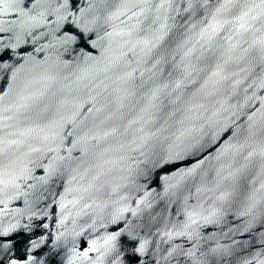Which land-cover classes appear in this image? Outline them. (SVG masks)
<instances>
[{"label": "water", "instance_id": "95a60500", "mask_svg": "<svg viewBox=\"0 0 264 264\" xmlns=\"http://www.w3.org/2000/svg\"><path fill=\"white\" fill-rule=\"evenodd\" d=\"M0 264H264V0H0Z\"/></svg>", "mask_w": 264, "mask_h": 264}]
</instances>
